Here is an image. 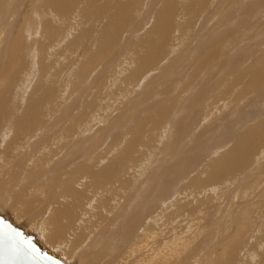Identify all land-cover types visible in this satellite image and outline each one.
<instances>
[{"label": "rangeland", "instance_id": "rangeland-1", "mask_svg": "<svg viewBox=\"0 0 264 264\" xmlns=\"http://www.w3.org/2000/svg\"><path fill=\"white\" fill-rule=\"evenodd\" d=\"M17 1L10 0L11 11ZM95 1V7L99 10L98 14L84 12L90 0H72L73 5L75 4L72 8L62 6L63 12L65 8L67 11L72 9L66 16L65 12L63 13V16L67 17L66 20L62 18L55 23L49 19L47 11L37 10L41 6L39 4L46 3L42 0H22L23 3L19 1L23 5L19 4L20 6L13 10L14 12L19 10L15 12V16L11 17V21L12 24L15 23L13 27L15 26L20 33V43H17L20 44L18 47H21L19 52H12L8 46L0 64V89L5 85L6 78L11 81H7L8 85L6 84L8 86L6 104L3 115L0 117V121H3L0 131L1 128L13 127L26 108L31 109L27 117L30 120L34 118L36 120L34 124L16 129V139L24 145V152L30 150L29 157L34 161L33 164L24 168V170L27 168L26 171L30 173V176L24 177V182L19 185L21 188H18V191L23 189L24 192L27 190L25 186L32 183L31 189L37 192L27 193L26 197H22L20 193L21 198L17 195L14 197L16 199L10 198L11 201L13 200L8 201L10 204H1L0 207L3 208L1 210L5 213L8 210L6 216L10 220L15 218L12 221H16L20 227L23 224L24 231L33 233L37 241L43 232L42 222L50 219L54 211H63L65 208L64 211L67 214L61 215V218L58 216L61 234L59 233L51 240L52 248L49 247L47 240L49 246L44 244V241L37 242L43 244L47 251L50 249L49 251L58 258L66 256L64 261H68L67 264H202L203 261L204 264H210L211 261L213 262L211 264H238L241 260L242 264H264V78L257 86L253 85L251 90H245L253 81L252 73L261 72L264 68V0H200V2L197 0L198 5L196 1L189 9L192 0ZM126 2H134V7L129 11L133 10L132 12L124 10V13L128 14V17L124 16L127 20H119L116 17L119 4ZM168 2H171L174 7V16L171 17L172 25L164 44H161L158 50L149 52L150 55L153 54L150 56L148 52L145 54V44L148 40L153 42L157 40L155 34L153 32L151 34V30L157 25L156 14ZM185 7L188 10H185ZM243 7H249L254 12L246 13V17H242L240 14ZM147 9L150 11L148 12ZM33 14L39 15L40 27L37 34L39 37L37 35L31 37L33 30L31 24L37 17V15L33 17ZM8 18L10 19V16ZM238 19H243L244 23L238 22ZM76 20L79 24L71 30L72 34H69L68 26ZM133 20L139 23L135 26L136 22ZM123 21L125 24H120ZM44 22L51 24L46 31L41 27ZM155 22L156 25H154ZM27 25L31 28L29 29ZM25 26L27 27L23 34ZM0 30L5 29L0 27ZM15 31L11 33L12 36L16 34ZM223 33L226 34V38L224 34L222 37L224 39L216 43L214 40ZM66 35L70 37L65 38ZM207 36L213 37L214 40L211 42ZM228 39L235 40L234 45ZM104 43H109L107 49H104ZM231 44L232 47L234 46L233 49L230 47ZM221 45L226 46V49ZM199 46L200 49H198ZM214 47L223 48H218L223 58L217 50L218 57L213 65L201 69L199 61L205 53L208 51L211 53ZM195 50H200L198 51L200 55L196 56L198 52ZM145 55L149 57L148 59L153 57L148 61L149 63H145ZM232 58L237 61H233ZM143 59H145L144 62ZM229 63H233L232 67ZM234 64H237L236 71L235 67L233 68ZM5 74L7 77L3 79L2 76ZM29 74L31 75L28 76ZM29 81H31L29 87L20 94ZM205 91L206 94L208 93L205 94L207 97L214 95L212 99L207 102L206 107L202 105L191 111L192 98L197 99V94L201 97ZM200 99L199 102L203 103L204 99L198 98ZM31 104L34 108L30 107ZM238 117L242 119L238 121ZM41 133L45 134L46 138L43 136L42 140L39 139L42 136ZM0 136L2 137L1 133ZM34 138L39 139V143L34 147L31 145L33 148L30 149L27 146L29 142L30 144L35 142ZM242 138H244L243 143L245 140L248 141L245 143L247 145L240 142ZM130 142H134L132 150L124 154V149ZM238 142L244 145L243 148L241 146L242 151L240 147L236 148ZM14 147L15 145L3 158L7 160L4 161L6 166L3 163L5 167L10 166V162L17 157L19 158L17 155L19 153L14 150ZM11 151L14 152L13 156L16 154L15 157L9 155ZM232 151L237 155H233ZM193 153L199 155L196 154V158H193L195 156ZM229 157L230 160L237 159L233 162L234 165L231 164L232 166L228 164ZM180 161L188 162L189 167L187 164L185 171L189 173L184 174L185 171H183L182 174L187 176L177 182L174 181L175 173L167 174L165 169L166 167L167 169L176 168ZM3 165L1 164L2 167ZM50 167L51 172L54 170L51 174ZM109 167L112 170L108 169L109 175L104 180L101 172ZM235 167L237 169H234ZM41 168L47 173H42L43 176L39 175V177L42 176L41 180L35 182L34 177L37 172L42 171ZM76 168H88V172H77ZM216 168H222L223 172ZM16 169L18 168H0V175L7 173L6 176L0 177L3 179L9 177L10 185H18L21 176L14 172L17 171ZM162 169L168 176L162 172ZM11 171L14 174H9ZM155 172L157 175H166L167 182H163V185L168 183L171 189L165 185L167 192H173V195L166 200L167 202H162L164 205L159 201V198L167 193L164 187L160 188L162 183H160L159 192L148 190L155 182L151 176ZM161 175L158 177L164 179ZM60 176L61 178H58ZM78 176L80 179H77ZM169 177H173V180ZM50 178L53 180L51 181ZM96 181L98 186L91 189L89 186L96 184ZM78 186L81 188L79 189ZM66 187L79 189L80 197L68 195L64 192ZM47 190L51 191L52 197ZM147 193H149V199L145 201L144 197ZM93 194L97 197L90 200L92 206L96 207L94 211L85 207L88 205L87 199ZM60 195L63 197L66 195L65 200L69 199L61 203ZM141 198L145 203L141 202ZM111 199L116 201H114L115 204ZM27 201L30 203L28 204ZM102 202L103 205L100 204ZM141 203L145 204V212H141L138 208ZM99 204L102 207L105 205L107 212H110L106 213L107 216L105 212H102L104 210ZM159 204L161 207L156 209ZM11 208L13 211L25 210V212H13ZM38 208L42 209L36 215ZM128 211L140 217L137 228L131 235L132 244L131 242L129 244L132 245V249L138 251V253L135 252L137 253L135 255H138L137 260L130 254L126 257L129 248H123L125 244L122 241L121 221L124 220V215L131 214ZM116 212L121 213L122 219L115 217ZM17 213L19 217H16ZM86 213L88 215L84 216ZM109 216H111L110 223L107 218ZM42 217L44 218L41 219ZM79 218L84 224L90 221L88 233L79 230L73 233L74 235L69 234L68 226L76 225ZM50 222L53 226L52 221ZM104 224L110 229L103 236L102 247L105 246L107 250L104 252V249L100 253L101 248L98 250L96 240L99 228L104 229ZM147 224L150 228H144L148 226ZM183 225H187V228L182 229ZM45 229L49 230L45 235L52 234L50 224ZM151 229L155 231L153 236L150 234V237L145 238ZM179 233H182V237ZM106 234H110L109 237ZM174 235L181 237L184 247L181 243L174 244L175 247L171 244L169 247L163 245L165 240L168 242V239L173 243L179 242ZM183 235H190L188 236L190 238L193 236L196 241L194 238L190 240L187 236L184 238ZM107 238L110 242L106 241ZM78 241H80L79 245ZM205 246L211 249L207 254L208 257L202 256L203 261L197 260L200 259V251H207ZM182 247L183 251H181Z\"/></svg>", "mask_w": 264, "mask_h": 264}, {"label": "bare ground", "instance_id": "bare-ground-1", "mask_svg": "<svg viewBox=\"0 0 264 264\" xmlns=\"http://www.w3.org/2000/svg\"><path fill=\"white\" fill-rule=\"evenodd\" d=\"M15 1V0H14ZM22 2V0H18L17 2H16V4H15V6L13 5V9H12V11H11V9H9V6H10V0H0V27H3L5 30H0V64H1V62L3 61V59H4V54H5V52H7V50H5V49H7V47L9 46V49L13 52H19L20 51V47H18V44L20 43V40H19V37H20V33H19V31H17L16 30V28H15V26L13 27V24H15V23H13L12 24V21H11V17H13V16H15L16 15V13H17V11H19V10H16L15 12L13 11L14 10V8H16L19 4L21 5L22 3H20V2ZM33 1H35V0H33ZM42 1H44V2H46V3H44L43 5L42 4H39V5H41V6H39L38 8H37V10H43V11H47L46 13L49 15V19L53 22V23H55V22H59L62 18H64L65 20H66V18L67 17H65L66 16V14H69L70 13V11L72 10V9H70V10H66V8H65V16H63V10L64 9H62V6L64 5L65 7L67 6V8L69 9V8H72L74 5H73V2H72V0H42ZM77 1H79V0H77ZM143 1V0H142ZM197 0H192L191 1V3H190V6L188 7V9L191 7V4L192 3H195ZM199 2H200V0H198ZM198 1H197V5H198ZM202 1V0H201ZM206 1V0H205ZM204 1V3H206ZM243 1V0H242ZM254 1H256V0H254ZM32 2V1H31ZM172 2V1H171ZM171 2H168V4L167 5H164L165 7H163L162 8V10L160 11V12H158L157 14H156V18L158 19H156L157 21V25H156V22H155V24L154 25H156V26H154L153 27V29L151 30V34H152V32L155 34V36H156V38H157V40H154V42L152 41V40H148V41H146V52H145V54L148 52H151L152 50H154V49H157L158 50V47L159 46H161V44H164V42H165V40H166V38H167V35H168V32H169V29H170V27H171V25H172V18L171 17H173L174 16V14H173V12H174V7L172 6V4H171ZM221 2H223V1H221ZM26 3V2H25ZM40 3H41V1H40ZM75 3V2H74ZM95 3H96V1L95 0H90V4L88 5V6H86L87 8H86V10H84V12L85 13H95V14H98L99 13V10H98V8L97 7H95ZM153 3V2H152ZM202 3V2H201ZM134 2H126L125 4H119V7H118V11H117V13H116V17L119 19V20H123L124 19V16L125 15H127V17H128V14H126V13H124L125 11L126 12H132V10H130L129 11V9H131V8H133L134 7ZM177 4V3H176ZM200 4V3H199ZM19 5V6H20ZM23 5V4H22ZM26 5V4H25ZM73 5V6H72ZM155 5V4H154ZM189 5V4H188ZM192 5H194V4H192ZM207 5V4H206ZM205 5V6H206ZM31 6H32V3L30 4V9H31ZM35 6V5H34ZM38 6V5H37ZM187 6V5H186ZM200 6V5H199ZM202 6H203V4H202ZM210 6V5H209ZM223 6V5H222ZM239 6V5H238ZM249 6V5H248ZM12 7V6H11ZM22 7V6H21ZM136 7V6H135ZM153 7V6H152ZM151 7V8H152ZM160 7H162V6H160ZM194 7V6H193ZM192 7V8H193ZM196 7V6H195ZM201 7V6H200ZM199 7V9H201ZM218 7V6H217ZM249 7H252V6H249ZM249 7H243L242 8V10H241V16L242 17H246L245 15H246V13H250L251 14V12H254V11H252V9H250ZM150 8V9H151ZM186 8V7H185ZM236 8V7H235ZM249 8V9H248ZM252 8H254V7H252ZM35 9V8H34ZM62 9V10H61ZM150 9L148 10V12L150 11ZM187 8L185 9V10H188ZM198 9V8H197ZM218 9V8H217ZM237 9V8H236ZM240 9H241V7H240ZM240 9H239V11H240ZM36 10V9H35ZM125 10V11H124ZM128 10V11H127ZM191 10H193V9H191ZM190 10V11H191ZM194 10H195V8H194ZM82 11V10H81ZM183 11H184V9H183ZM183 11H182V13H183ZM190 11H186V12H190ZM198 11V10H197ZM233 11V10H232ZM238 11V12H239ZM21 12V11H20ZM32 12V11H31ZM185 12V13H186ZM35 13V12H34ZM179 13H181V11L179 12ZM184 13V14H185ZM201 13H202V11H201ZM173 14V15H172ZM189 14V13H188ZM217 14V13H216ZM6 16V18H5V16ZM31 16H32V14H30ZM34 15L35 14H33V17H34ZM37 15V14H36ZM35 15V16H36ZM83 15V14H82ZM144 15H146V14H144ZM190 15V14H189ZM199 15H201V14H199ZM226 15V14H225ZM10 16V19L8 18ZM21 16V15H20ZM69 16V15H68ZM17 17V16H16ZM131 17V16H130ZM141 17V16H140ZM150 17V16H149ZM148 17V18H149ZM228 17V16H227ZM5 18V19H4ZM144 18V17H143ZM224 18V17H223ZM30 19H31V17H30ZM129 19H131V18H129ZM135 19V18H134ZM142 20V17L141 18H139V20ZM210 19V18H209ZM225 19H226V17H225ZM14 20H16V19H14ZM13 20V21H14ZM19 20V19H18ZM125 21L127 20V18L125 17V19H124ZM141 20H140V22H141ZM144 20H145V18H144ZM143 20V21H144ZM208 20V19H207ZM222 20V19H221ZM239 21L238 22H241L242 24L244 23V22H242V20L241 19H238ZM246 20V19H245ZM34 22L32 23V21L30 20V23H32L31 24V26H32V28H33V30H32V32H31V37H36V35L38 34V32H39V27H40V25H39V22H40V20H39V15H37V17L33 20ZM131 21V20H130ZM134 22H136L135 20H133ZM133 21L131 22V23H133ZM143 21H142V23H143ZM148 21V20H147ZM244 21V20H243ZM4 22H6V23H4ZM18 22H20V21H18ZM207 22V21H206ZM225 22V21H224ZM223 22V23H224ZM25 23V22H24ZM137 23H139V22H136L135 23V26L137 25ZM141 23V24H142ZM240 23V24H241ZM73 24V25H72ZM71 25H69L68 26V29H69V34H72L71 33V30L72 29H75L76 27V25L77 24H79V22H77V20L75 21V23H72ZM120 24H125V22L123 21V22H120ZM246 24V23H245ZM248 24V23H247ZM133 25H134V23H133ZM146 25V24H145ZM28 26V28L30 29L31 28V26H29V25H27ZM27 26H25L24 27V29H23V34H24V31H25V29H26V27ZM50 26H51V24H50V22H44L43 23V25L41 26L42 28H44V30L46 31V30H48L49 28H50ZM132 26V25H131ZM130 26V27H131ZM134 26V27H135ZM140 26H142V25H140ZM219 26V25H218ZM17 27V26H16ZM222 27V26H221ZM7 28V29H6ZM23 28V27H22ZM68 29L66 30V31H68ZM143 29V28H142ZM16 30V31H15ZM13 31H15L16 32V34H13L14 36H12L11 35V33H13ZM22 31V30H21ZM41 31V30H40ZM210 31V30H209ZM217 31V30H216ZM43 32V31H42ZM134 32V31H133ZM138 32V31H137ZM202 32V31H201ZM227 31H225V33H226ZM5 34V35H3L2 36V34ZM22 33V32H21ZM41 33V32H40ZM39 33V34H40ZM74 33V32H73ZM203 33H204V31H203ZM225 33H223V34H220V36H218L217 37V40H214V38L213 37H209V36H207V38H210L211 39V42L214 40V41H216V43H217V41H219V40H222V39H224V38H226V34ZM149 34V33H148ZM225 34V37L223 36ZM227 35H229V34H227ZM38 36V35H37ZM72 36V35H71ZM39 37V36H38ZM68 37H70L69 35H66V37L65 38H68ZM164 37V38H163ZM222 37H224V38H222ZM242 37V36H241ZM246 37V36H245ZM28 39H29V37H27ZM216 38V37H215ZM62 39V38H61ZM74 40H76L75 38H73ZM240 39V38H239ZM245 39V38H244ZM33 40V39H32ZM67 40V39H66ZM199 40V39H198ZM229 40V39H228ZM61 41V40H60ZM238 41V40H237ZM243 41V40H242ZM17 42H19V43H17ZM30 42V41H29ZM63 42V41H62ZM203 42V41H202ZM210 41H209V43H211ZM229 42L230 43H232L233 45H234V42H235V40H232V39H230L229 40ZM240 42V41H239ZM28 43V42H27ZM59 43V42H58ZM72 43V42H71ZM226 43H227V40H226ZM238 43V42H237ZM241 43V42H240ZM61 44H63V43H61ZM223 44V43H222ZM232 44H231V48L233 49L234 48V46L232 47ZM20 45V44H19ZM108 45H109V43H104L103 44V47H104V49H107L108 48ZM209 45H211V44H209ZM225 45V44H224ZM241 46V45H240ZM23 47V46H22ZM221 47H223V45H221ZM226 47V46H225ZM225 47H223V48H225ZM227 47H228V45H227ZM57 48V47H56ZM219 47H214L213 48V51L211 52V53H209V51H208V53H205V55L204 56H202V59L199 61V67L202 69L203 67H205V66H207L208 68L210 67V66H212L213 65V62L215 61V59L218 57V55H217V53L219 52L220 54H221V56H222V58H223V55H222V53H221V51L219 50V49H223V48H219ZM229 48V47H228ZM230 48V49H231ZM245 48V47H244ZM52 49V48H51ZM198 49H200V46L198 47ZM226 49V48H225ZM242 49V48H241ZM174 50V49H173ZM191 50V49H190ZM217 50H218V52H217ZM10 51V52H11ZM195 51H200V50H195ZM153 52V51H152ZM251 52V51H250ZM147 53V54H148ZM154 53H155V51H154ZM189 53V52H188ZM196 53V52H195ZM243 54H245V53H243ZM6 55V54H5ZM148 55H150V53L148 54ZM151 55H153V54H151ZM150 55V56H151ZM198 55H200L199 54V52H198V54L196 55V56H198ZM194 56V55H193ZM156 57V56H155ZM200 57V56H199ZM144 58H146V60L145 59H143V62H144V60L146 61L145 63H147L148 61H150V60H152V58L151 59H148L149 57H147L146 55H145V57ZM198 58V57H197ZM142 59V58H141ZM141 59L139 60V61H141ZM238 59V58H237ZM153 60H155V59H153ZM195 60V59H194ZM232 60H233V58H232ZM234 60H236V59H234ZM233 60V61H234ZM121 61V60H120ZM156 61V60H155ZM233 61H230V62H233ZM237 61V60H236ZM152 62V61H151ZM149 63V62H148ZM189 63H190V61H189ZM192 63V62H191ZM198 63V62H197ZM238 63V62H237ZM119 64V63H118ZM124 64V63H123ZM115 65V64H114ZM187 65V64H186ZM229 65H231V67H232V65H233V63L232 64H230L229 63ZM235 65V64H234ZM191 66V65H190ZM224 66H225V63H224ZM236 66H237V64L235 65V66H233V68L235 67V71H236ZM184 67V66H183ZM228 67V66H227ZM238 67H239V65H238ZM141 69H142V66H141ZM263 70H261V72H258V71H256V72H253L252 73V79H253V81L251 82V84L249 85V86H247L248 88H246L245 90H251L252 88H253V85L254 86H257V84L259 83V81H261L263 78H264V68H262ZM139 70V69H138ZM259 70V71H260ZM263 71V72H262ZM257 73H259V74H257ZM263 73V74H262ZM31 74H29L28 76H30ZM28 76H27V79H29L28 78ZM3 77V79L4 78H6L7 77V74H5V75H3L2 76ZM116 77V76H115ZM130 77V76H129ZM127 79V78H126ZM5 80H7V81H9L8 80V78H6ZM7 81H6V83H5V85L4 86H2L1 87V89H0V117L3 115V112H4V105L6 104V102H5V99H6V96H7V88H8V84H7ZM9 82H11V81H9ZM30 82L31 81H29V83H28V85L25 87V88H22V92L20 91V94H23L25 91H26V89L29 87V85H30ZM7 84V85H6ZM261 85V84H260ZM108 87V86H107ZM218 88V87H217ZM256 88V87H255ZM264 89V88H263ZM262 89V90H263ZM262 90H260V91H262ZM259 91V92H260ZM201 92H203V91H201ZM259 92H258V95H259ZM262 93V92H261ZM196 94H197V92H196ZM195 94V95H196ZM206 94V91H205V93L204 94H201L202 96V99H204V97H206L205 99H204V101H203V103L202 102H199V101H201V99L200 100H198V98H201V97H199L200 95L199 94H197L196 95V97H198L197 99L195 98V100H194V98H192L193 100H192V102H191V104H190V106L192 105V109H191V111L192 110H195V109H197V108H199V107H201L202 105H203V107H206L207 106V102L209 101V100H211L212 99V97L214 96H212V95H208V97L205 95ZM256 94V93H255ZM263 94V93H262ZM261 94V96H263ZM199 95V96H198ZM257 98V97H256ZM260 100H261V98H260ZM264 100V99H263ZM262 100V101H263ZM259 101V100H258ZM198 102H199V104H198ZM190 103V102H189ZM202 103V104H201ZM201 104V105H200ZM206 105V106H205ZM19 106H21V107H23L22 105H19ZM222 106V105H221ZM30 107L31 108H34L33 107V105L31 104L30 105ZM19 108V107H18ZM191 108V107H190ZM189 108V109H190ZM205 109V108H204ZM214 109V108H213ZM258 110V109H257ZM30 111H31V109L30 108H26V110L24 111V113H23V115L20 117V118H18L17 119V121L15 122V124H14V126L13 127H9V128H1V131H0V133L2 134V137L0 136V168H18V169H16L17 171H14V172H17L18 174H19V176H21V180H19L18 181V185H10V178L9 177H6V178H1L0 177V205L2 204V205H7V204H10L9 202H12L11 201V199L10 198H14V197H16L17 195H19L20 193H22V197H26V194L27 193H29V194H31L32 192L34 193V192H37V191H34L33 190V188L31 189V187H32V183H29L27 186H25V188H27V190H24V192L22 191H18V188L20 189L21 188V186L19 187V185H21L23 182H24V177H26V178H29V176H30V173L28 172L27 173V168H26V170H24V168L25 167H27V166H29L30 164H33L34 163V161H32L31 159V157H29V152H30V150L27 152L26 150H25V152H24V150H23V146L24 145H22L17 139H16V129L17 128H21V127H25V126H31L32 124H34V121H36L34 118L33 119H28V115H29V113H30ZM189 112V111H188ZM252 112H254V113H256L255 111H252ZM33 113V112H32ZM212 113V112H211ZM253 113V114H254ZM31 115H33V114H31ZM252 115V114H251ZM255 115V114H254ZM65 117H66V115H64ZM249 115H247V117H248ZM34 117V116H33ZM64 117V118H65ZM11 118H12V116H11ZM67 118V117H66ZM241 117H238V121H239V119H240ZM242 119V118H241ZM203 120V119H202ZM11 121V120H10ZM10 121H8V123L10 122ZM3 123V121H0V125ZM237 123V122H236ZM36 124V123H35ZM182 124V123H181ZM9 126H10V124H8ZM35 127V126H34ZM9 129V130H8ZM254 130V129H253ZM160 131V130H159ZM251 131V130H250ZM249 132V131H248ZM252 132V131H251ZM254 133V132H253ZM95 134V133H94ZM101 134H102V131H101ZM255 134V133H254ZM257 134V133H256ZM41 135L42 136H40L39 137V139H43V136L46 138V136H45V134H42L41 133ZM250 135V134H249ZM33 137H36L35 135H32ZM31 136V137H32ZM96 136V135H95ZM105 136V135H104ZM251 137V136H250ZM30 138V137H29ZM37 138V137H36ZM36 138H34V141L35 142H33L32 144H30V142H29V144H28V146L27 147H30V149H32L36 144H38L39 143V139H36ZM44 138V139H45ZM246 138V137H245ZM248 138V137H247ZM246 138V139H247ZM255 138H256V136H255ZM5 139H7V141L5 140ZM26 139H27V137L26 138H24V142H26ZM31 139V138H30ZM243 140H241L240 142L241 143H243L242 141H244V138H242ZM40 140V141H41ZM59 140H61V139H59ZM97 140V139H96ZM28 141H30V140H28ZM33 141V140H32ZM31 141V142H32ZM251 141V140H250ZM248 142V141H247ZM246 142V140H245V143H247ZM255 142V141H254ZM28 143V142H27ZM26 143V144H27ZM239 143V142H238ZM245 143H243V144H245ZM252 144V143H251ZM15 145V147H14V150H17V152L19 153V154H17L18 156H19V158L17 157L15 160H13V161H11L10 163H11V165L9 166V165H7V167H5L6 165V161L7 160H3V158H4V156H6V154L8 155V153H9V151H10V148L12 147V146H14ZM31 145L33 146L32 148H31ZM134 145V142H130V143H128V145H126L127 147L124 149V154H126V153H129V151H131L132 150V146ZM245 145H247V144H245ZM241 146H242V144H237V146H236V148H239L240 147V149H241ZM27 147H26V149H27ZM244 147V145L242 146V148ZM42 148V147H41ZM44 148V147H43ZM239 149V150H240ZM46 150V149H45ZM244 150V149H243ZM241 151H242V149H241ZM45 152V151H44ZM236 152H238V150H236ZM48 153V152H47ZM232 154H233V151L231 152ZM230 153V155H232ZM21 154V155H20ZM193 154H195V153H193ZM197 155H199L198 153H196ZM196 154H195V156L193 157V158H196ZM202 154V153H201ZM236 154V153H235ZM235 154H233V155H235ZM252 154V153H251ZM9 155H11V156H13L14 155V152H12L11 151V153L9 154ZM237 155V154H236ZM15 156H16V154H15ZM15 156H13V157H15ZM239 156V155H238ZM245 156V155H244ZM122 157V156H121ZM237 157V156H236ZM12 158V157H11ZM191 158V157H190ZM193 158H191V159H193ZM225 158H226V156H225ZM228 159V158H227ZM226 159V160H227ZM189 160V159H188ZM195 160V159H194ZM224 160V159H223ZM223 160H221V161H223ZM229 160H230V157H229ZM229 160H227V161H229ZM235 160H237V159H235ZM235 160H233V158L229 161V165H231V164H233V162L235 161ZM238 160H240V159H238ZM243 160H244V158H243ZM5 161V162H4ZM191 161V160H190ZM8 162H9V160H8ZM236 162V161H235ZM3 163H4V165H3ZM47 163H49V162H47ZM194 162H192V164H193ZM195 163H196V161H195ZM194 163V164H195ZM221 163V162H220ZM1 164L4 166V167H2L1 166ZM45 164H46V162H45ZM187 164H188V162H179L178 163V165L176 166V168H169V169H167V167H166V169H165V172L167 173V174H169L170 172H173V174L175 173V176H174V181H177L178 182V180H180L181 178H183V177H185V176H187V175H184V174H188L189 172H187L186 173V169H187ZM47 165V164H46ZM219 165V164H218ZM234 165V164H233ZM166 166V165H165ZM220 166V165H219ZM222 166V165H221ZM220 166V167H221ZM232 166V165H231ZM230 166V167H231ZM188 167H189V164H188ZM223 168L225 167L226 168V166H222ZM229 167V168H230ZM162 168H163V166H162ZM231 168H233V167H231ZM239 168V167H238ZM42 169V168H41ZM55 170H56V168H54ZM59 169V168H58ZM108 169H111L112 170V168H106L105 170H103L102 172H101V175L102 176H104V180L105 179H107V177H108ZM216 169H219V171H221V172H223L222 171V168H216ZM234 169H237V167H235ZM12 170V169H11ZM50 174L51 173H53L54 172V170H52L53 172H51V167H50ZM49 170H48V172H49ZM62 170V169H61ZM71 170V169H70ZM77 172H80V171H82V172H88V168H76L75 169ZM161 170V169H160ZM63 171H64V168H63ZM183 171H185V173L184 174H182V172ZM14 172L12 173V171L9 173V174H14ZM162 172H164V170L162 169ZM164 172V173H165ZM42 173H47V171L46 170H43L42 169V171L40 172H37V174H36V176L34 177V181L35 182H37L38 180H41V178H42V176H43V174ZM55 173H56V171H55ZM156 173V174H155ZM154 173V175H151V176H153V179L155 180V182L152 184V188H150L149 187V189L148 190H150L151 189V191H158L159 192V190H160V188L161 189H163V187L165 188V190H166V187H165V185H167V184H164L163 185V182L164 183H166L167 182V178H165V176L167 175L166 173V175H161L162 177L164 176V179H162V178H160V177H158V176H160V175H157V172H155ZM163 173V174H164ZM11 174V175H12ZM42 174V176L41 177H39V175H41ZM172 174V173H171ZM1 175H3L2 177H4V176H6L7 175V173H3V174H1ZM0 175V176H1ZM49 175V174H48ZM57 175H59V174H57ZM56 175V176H57ZM64 175H66V173L64 174ZM68 175V174H67ZM74 175H76V174H74ZM80 175V174H79ZM183 175V176H182ZM219 175V174H218ZM217 175V176H218ZM168 176V175H167ZM216 176V177H217ZM11 178H12V176H10ZM45 177H47V175L45 176ZM62 177H65V176H62ZM58 178H61V176L60 177H58ZM58 178H57V180H58ZM75 178V177H74ZM77 178V177H76ZM159 178V179H158ZM170 178V177H169ZM168 178V179H169ZM173 178V177H172ZM172 178H170V179H172ZM77 179H80V177L78 176V178ZM77 179H75V180H77ZM119 179V178H118ZM152 179V180H153ZM162 179V180H161ZM166 179V180H165ZM50 180H51V178H50ZM53 180V179H52ZM51 180V181H52ZM60 180V179H59ZM63 180H65V179H63ZM63 180H62V182H63ZM150 180V179H149ZM173 180V179H172ZM70 181V180H69ZM78 181V180H77ZM76 181V182H77ZM116 181H117V179H116ZM147 181H148V179H147ZM151 181V180H150ZM149 181V182H150ZM166 181V182H165ZM171 181V180H170ZM65 182V181H64ZM106 182V181H105ZM104 182V183H105ZM109 182V181H108ZM169 182V181H168ZM190 182V181H189ZM78 183H81V182H78ZM109 183H111V182H109ZM160 183H162V187H160L159 188V186L161 185ZM217 183V182H216ZM52 184V183H51ZM82 184V183H81ZM106 184V183H105ZM150 184V185H151ZM155 184V185H154ZM173 184V183H172ZM178 184V183H177ZM245 184H246V182H245ZM55 185H58V184H55ZM68 185V184H67ZM77 185V184H76ZM120 185H121V182H120ZM148 185V184H147ZM149 185V186H150ZM50 186V185H49ZM71 186H72V183H71ZM95 186H98V181H96V184H91L89 187H91V189L92 188H94ZM170 185H167V187L168 188H170L169 187ZM73 187V186H72ZM74 187H75V185H74ZM79 187V189L81 188L80 186H78ZM61 188V187H60ZM76 188V187H75ZM148 188V187H147ZM167 188V189H168ZM48 189L50 190V187H48ZM59 189V188H58ZM79 189L77 190H75V189H72V188H70V187H66L65 189H64V192H66V193H68V195L69 194H71V195H73V196H75V197H80V194H81V191H79ZM97 189V188H96ZM171 189V188H170ZM74 190V191H73ZM85 190V189H84ZM90 190V189H89ZM88 190V191H89ZM147 190V189H146ZM165 190H164V193H165ZM15 191V192H14ZM18 191V192H17ZM59 191V190H58ZM61 191H62V189H61ZM150 191V192H151ZM51 192V191H50ZM50 192H48V190H47V193H49V195H50ZM63 192V191H62ZM143 192V191H142ZM166 192H167V190H166ZM176 192V191H175ZM88 193V192H87ZM95 193V192H94ZM162 193V192H161ZM160 193V194H161ZM29 194H28V196H29ZM36 194V193H35ZM46 194V193H45ZM54 194V193H53ZM88 194H91V193H88ZM134 194V193H133ZM139 194H140V192H139ZM148 194L149 193H147V194H145V195H147V196H145L144 198H145V201H147L148 199H149V196H148ZM159 194V195H160ZM55 195V194H54ZM68 195H67V198H68ZM112 195V194H111ZM142 195V194H141ZM173 195V192H167V193H165L164 195H163V197H160L159 199V201L161 202V204H163L164 202H167L166 200H168V198H170L171 196ZM36 196V195H35ZM34 196V197H35ZM37 196L39 197V195L37 194ZM36 196V197H37ZM51 196V195H50ZM58 196V195H57ZM61 196V195H60ZM60 196H59V202H61V203H63L64 201H67L68 199H64V197L66 196H61V198H60ZM87 196V195H86ZM95 196V194H93V195H91V197L89 198V199H87V201H88V205L87 206H85V207H89L92 211H94L95 210V206H92V204L90 203V200H93L94 198H97V197H94ZM99 196V195H98ZM108 196V195H107ZM110 196V195H109ZM134 196V195H133ZM17 197H19V198H21V195H19V196H17ZM35 197V198H36ZM52 197V196H51ZM50 197V198H51ZM55 198H57L56 196H54ZM70 197V196H69ZM74 197V198H75ZM142 197V196H141ZM66 198V197H65ZM86 198V197H85ZM108 198V197H107ZM135 198V197H134ZM14 199H16V198H14ZM25 199V198H24ZM40 199V198H39ZM44 199V198H43ZM109 199V198H108ZM127 199V198H126ZM142 199V198H141ZM35 200V199H34ZM51 200V199H50ZM71 200H72V197H71ZM78 200V199H77ZM75 201L76 203L78 202V201ZM110 200V199H109ZM112 200V199H111ZM130 200H132V198L130 199ZM171 200V199H170ZM9 201V202H8ZM41 202L43 201L42 199L40 200ZM40 201H38V202H40ZM45 201V200H44ZM102 201V200H101ZM114 199L112 200V203H114ZM129 201V200H128ZM137 201V200H136ZM144 200L142 199V203H145V202H143ZM26 202V201H25ZM29 201H27V203H28ZM74 202V203H75ZM94 202V201H93ZM103 202H104V200H103ZM100 203V204H104V203ZM116 202V201H115ZM125 202H126V200H125ZM131 202V201H130ZM129 202V203H130ZM163 202V203H162ZM30 203V202H29ZM28 203V204H29ZM36 203V202H35ZM75 203V204H76ZM105 203H106V201H105ZM108 203V202H107ZM110 203V202H109ZM129 203H127V204H129ZM141 203V204H142ZM70 204V203H69ZM85 204V203H84ZM99 204V205H100ZM115 204V203H114ZM136 204V203H135ZM138 205V208H139V210L141 211V212H145L146 211V207H145V204H142V205ZM161 204H159L158 205V207L156 208V209H159L160 207H161ZM17 205V204H16ZM40 205H42V204H40ZM67 205V204H66ZM71 205V204H70ZM73 205V204H72ZM86 205V204H85ZM121 205H122V203H121ZM120 205V206H121ZM133 205V204H132ZM164 205V204H163ZM163 205H162V207H163ZM29 206V205H28ZM31 206V205H30ZM29 206V207H30ZM54 206V205H53ZM69 206V205H68ZM101 206V205H100ZM117 206V205H116ZM123 206V205H122ZM127 206V205H126ZM137 206V205H136ZM5 207V206H4ZM7 207V206H6ZM27 207V206H26ZM112 207V206H111ZM110 207V208H111ZM131 207V206H130ZM129 207V208H130ZM16 208V207H15ZM23 207H21V209H22ZM28 208V207H27ZM103 208V209H102ZM116 208V207H115ZM1 209H3V208H1L0 207V213H2L3 215H4V217H6L7 219H9V221H11V223L13 222V223H15L14 225H16V226H18V223L15 221H12V220H14L12 217V220H10V218L9 217H7L6 216V213L8 212V210H7V212L5 213V212H3ZM7 209V208H6ZM6 209H4L5 211H6ZM24 209H26V208H24ZM42 208H38L37 210H36V215L37 214H39V212H41L40 210H41ZM60 209V208H59ZM65 209V208H64ZM64 209H63V211H64ZM101 209L102 210H104V211H102V212H105L104 214H108V213H110V212H107V210H106V207H105V205L102 207L101 206ZM100 209V210H101ZM120 209H121V207H120ZM125 209H126V207H125ZM11 210L13 211V209L11 208ZM16 210V209H15ZM34 210V211H35ZM43 210H46V209H43ZM76 210V209H75ZM80 210V209H79ZM85 210V209H84ZM83 210V211H84ZM98 210V209H97ZM110 210V209H109ZM121 210H124V208L122 207V209ZM18 211H20V210H18ZM18 211H13V212H18ZM63 211H61V210H59V212H57V210H56V212L54 211V213H53V215H51L52 217H50V219H48V220H44L43 222H42V226H43V232H42V234L39 236L40 238H38L37 239V241H44V244H46V245H48L49 247H51V240L53 239V238H55V237H57L58 235H59V233L61 234V229H60V225L58 224V222L60 221V219H58V216L60 217L61 215H66L67 213H65V211L63 212ZM74 211V210H73ZM120 211V210H119ZM155 211V210H154ZM159 211V210H158ZM21 213H24L25 212V210H23V212L22 211H20ZM43 212V211H42ZM46 212V211H45ZM44 212V213H45ZM67 212V211H66ZM99 212V211H98ZM121 212V211H120ZM129 212V211H128ZM47 213V212H46ZM45 213V214H46ZM48 213H50V212H48ZM91 213V212H90ZM101 213V212H100ZM117 213V212H116ZM115 213V214H116ZM119 213V212H118ZM118 213H117V215L115 216L116 218H119V217H121L122 215H121V213H119V216H118ZM123 213H124V211H123ZM129 213H131V212H129ZM154 213V212H153ZM163 213V212H162ZM20 214V213H19ZM28 214V213H27ZM32 214H34V213H32ZM107 214H106V216H107ZM113 214V213H112ZM115 214H113V215H115ZM160 214V213H159ZM8 215V214H7ZM47 215V214H46ZM88 215V213H86V214H84V216H87ZM111 215V214H110ZM16 216V215H15ZM22 216V215H21ZM43 216V215H42ZM45 216V215H44ZM48 216V215H47ZM97 216V215H96ZM99 216V215H98ZM16 217H19L18 216V213H17V216ZM68 217V216H67ZM82 217V216H81ZM110 217L111 216H109V217H107L108 218V220L110 219ZM149 217V216H148ZM27 218V217H26ZM44 217H42L41 219H43ZM61 218V217H60ZM87 218V217H86ZM93 218V217H92ZM147 218V217H146ZM166 218V217H165ZM46 219V218H45ZM89 219V218H88ZM96 219H97V217H96ZM121 219H122V217H121ZM139 219H140V217H139V215L138 214H134L133 212L131 213V214H128V216H126V215H124V220H122L121 222H122V227L121 228H123V235H122V241L124 242V246H123V248H129V251H127L128 253V255L126 256V257H128L129 256V254L130 255H132V257L135 259L136 258V260H137V256L135 255V254H137L138 253V251L137 250H135V249H132L131 247H132V245H129L130 244V242H131V244H132V241L130 240L131 239V235H132V233H133V231L134 230H136V228H137V225H138V223H139ZM150 219H152V218H150ZM26 220V219H25ZM67 220V219H66ZM91 220V219H90ZM99 220V219H98ZM112 220V219H111ZM117 220V219H116ZM149 220V219H148ZM157 220V219H156ZM50 221H52V223H53V226H52V224H51V222ZM76 221V220H75ZM86 221V220H85ZM93 221H94V219H93ZM124 221V222H123ZM173 221V220H172ZM20 222V221H19ZM22 222V221H21ZM39 222V221H38ZM88 222H90L89 220H88ZM88 222H87V224H86V222H85V224H84V222H81L80 221V218H79V222L78 223H76V225H72V224H70V226H68L69 228H70V230H68V232H69V234H73V233H76L77 231H79V230H82L83 232L85 231V232H87V230L89 229V224H88ZM103 222V221H102ZM106 222V221H105ZM12 223V224H13ZM27 223V222H26ZM81 223V224H80ZM108 223H110V220H109V222ZM166 223V222H165ZM186 223V222H185ZM37 224V223H36ZM50 224V229L52 230V234L51 235H45L47 232H49V230L48 229H45V227L47 226V225H49ZM113 224V223H112ZM161 224V223H160ZM19 225H21V224H19ZM23 225V224H22ZM22 225H21V227H22ZM26 225V224H25ZM105 225V224H104ZM148 226H145L144 228H150V225L149 224H147ZM185 225V224H184ZM182 226V229H183V227L185 228L186 226ZM91 226V225H90ZM110 226V225H109ZM155 226V225H154ZM160 226V225H159ZM163 226V225H162ZM161 226V227H162ZM40 227H41V225H40ZM105 228L104 229H102V227H98L100 230H99V235H97V243H98V250L101 248V250H100V253L104 250V252H106V248H105V246L104 247H102L103 246V243H104V241H103V236H104V233H106V232H108V230L110 229L109 227H107L106 225L104 226ZM158 227V226H157ZM191 227V226H190ZM23 229H24V227H22ZM39 228V227H38ZM139 228V227H138ZM172 228V227H171ZM170 228V229H171ZM187 228V227H186ZM91 229V228H90ZM181 229V228H180ZM189 229V228H188ZM41 230V229H40ZM95 230V229H94ZM159 230V229H158ZM161 230V229H160ZM164 230H166V229H164ZM186 230V229H185ZM24 231V230H23ZM42 231V230H41ZM178 231V230H177ZM143 232H144V229H143ZM154 232L155 231H153V229H151L150 231H149V233L147 234V235H145V238H147V237H150L152 234H154ZM170 232V231H169ZM175 232V231H174ZM186 232V231H185ZM190 232V231H189ZM88 233V232H87ZM100 233H102L103 235H101ZM145 233V232H144ZM168 233V232H167ZM166 233V234H167ZM177 233V232H176ZM29 234H31V233H29ZM83 234V233H82ZM151 234V235H150ZM157 234V233H156ZM155 234V235H156ZM160 234V233H159ZM170 234V233H169ZM169 234H168V237H169ZM175 234V233H174ZM180 234V233H179ZM182 234V233H181ZM180 234V236L182 237V235ZM186 234V233H185ZM67 235H68V233H67ZM70 235V236H71ZM74 235V234H73ZM106 235H108V234H106ZM110 235V234H109ZM109 235H108V237H109ZM172 235V234H171ZM65 236H66V234H65ZM153 236V235H152ZM167 236V235H166ZM177 235H174V237L175 238H177V240L179 241V242H176V240H174L176 243H173V241H171V240H167L168 242H166V240L164 241V246L165 247H169L170 246V244H171V246L173 247V245L175 244V245H180V243H181V246H183L182 245V242H181V237H179V235L176 237ZM185 235H183V237H184ZM187 237L188 236H190V235H186ZM185 236V237H186ZM69 237V236H68ZM140 237H142V236H140ZM184 237V238H185ZM198 237V236H197ZM70 238V237H69ZM76 238H78V237H76ZM87 238H89V236L87 237ZM164 238H167V237H164ZM163 238V239H164ZM172 238V237H171ZM190 240H192L191 238H194L193 236L190 238V237H188ZM73 239V238H72ZM142 239V238H141ZM173 239V238H172ZM187 239V238H186ZM188 239V240H189ZM195 239V238H194ZM193 239V240H194ZM36 240V239H35ZM46 240L47 241H49V243L47 244V242H46ZM149 240H150V238H149ZM183 240H185V239H183ZM106 241H108V242H110V240H109V238H107L106 239ZM195 241H196V239H195ZM197 241H198V239H197ZM200 241H201V239H200ZM71 242V241H70ZM79 243H78V245L80 244V241H78ZM184 242V241H183ZM187 242H189V241H187ZM42 243V242H41ZM88 243V242H87ZM193 243H195V242H193ZM71 243H69V245H70ZM93 244V243H92ZM184 244V243H183ZM187 244V243H186ZM192 244V243H191ZM43 245V244H42ZM88 245V244H87ZM86 245V246H87ZM175 245H174V247H175ZM53 246V245H52ZM55 246V245H54ZM64 246H65V244H64ZM81 246V245H80ZM83 246H85V245H83ZM134 246V245H133ZM189 246H190V244H189ZM192 246V245H191ZM90 247V246H89ZM96 247V246H95ZM184 247V246H183ZM182 247V249H181V251H183V248ZM185 247H186V245H185ZM52 248V247H51ZM131 248V249H130ZM54 249H56V247L54 248ZM72 249V248H71ZM70 249V250H71ZM188 249V248H187ZM187 249H185V251L187 250ZM205 249L207 250L206 252L205 251H200V253H201V256H200V259H197V260H201V261H203L202 259H201V257L202 256H205L206 257V255L208 254V252H209V250L211 251V249H209V248H207V246H205ZM50 249H48V251H49ZM79 250V249H78ZM225 250H226V248H225ZM125 251V250H124ZM137 251V253H135ZM185 251H184V253H185ZM227 251V250H226ZM50 252V251H49ZM54 252H56V251H54ZM98 252V251H97ZM186 252H188V250L186 251ZM194 252H196V250L194 251ZM228 252V251H227ZM51 253V252H50ZM64 253V252H63ZM83 253V252H82ZM108 253V252H107ZM199 253V252H198ZM198 253H197V255H198ZM212 253V252H211ZM211 253L209 254V255H211ZM249 253V252H248ZM79 254V253H78ZM81 254V253H80ZM104 254V253H103ZM214 254V253H213ZM65 255V254H64ZM135 255V256H134ZM179 255H180V253H179ZM227 255H228V253H227ZM76 256V255H75ZM175 256H177V255H175ZM174 256V257H175ZM56 257V256H55ZM65 257L66 256H63L62 258H59L60 260H62L63 262H65L64 260H65ZM84 257V256H83ZM95 257V256H94ZM93 257V258H94ZM131 257V256H130ZM197 257V256H196ZM207 257H208V255H207ZM206 257V258H207ZM212 257H213V255H212ZM226 257V256H225ZM230 257V256H229ZM256 257V256H255ZM58 258V257H57ZM178 258H180V256L178 257ZM203 258V257H202ZM221 258V257H220ZM254 258V257H253ZM133 259V260H134ZM164 259H166V257H164ZM174 259H176V257L174 258ZM215 259H217V257L215 258ZM214 258H213V260H215ZM218 259H219V257H218ZM255 259V258H254ZM167 260V259H166ZM204 260H206V259H204ZM232 260V259H231ZM90 260L87 258V262H89ZM119 261V260H118ZM128 261V260H127ZM132 261V260H131ZM131 261H130V263H131ZM176 261H177V259H176ZM207 261V260H206ZM205 261V262H206ZM228 261V260H227ZM68 262V261H67ZM67 262H65V263H67ZM137 262V261H136ZM208 262V261H207ZM241 262H242V260H241ZM238 263V264H242V263ZM122 263H124V260L122 259ZM202 263V262H201ZM211 263H213L212 261H211ZM210 263V264H211ZM68 264H72V263H68ZM88 264H90V263H88ZM202 264H204V261H203V263ZM206 264H208V263H206ZM232 264V263H231Z\"/></svg>", "mask_w": 264, "mask_h": 264}, {"label": "water", "instance_id": "water-1", "mask_svg": "<svg viewBox=\"0 0 264 264\" xmlns=\"http://www.w3.org/2000/svg\"><path fill=\"white\" fill-rule=\"evenodd\" d=\"M23 230L0 213V264H67Z\"/></svg>", "mask_w": 264, "mask_h": 264}, {"label": "snow or ice", "instance_id": "snow-or-ice-1", "mask_svg": "<svg viewBox=\"0 0 264 264\" xmlns=\"http://www.w3.org/2000/svg\"><path fill=\"white\" fill-rule=\"evenodd\" d=\"M33 251H35V250L33 249Z\"/></svg>", "mask_w": 264, "mask_h": 264}]
</instances>
